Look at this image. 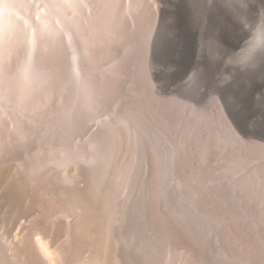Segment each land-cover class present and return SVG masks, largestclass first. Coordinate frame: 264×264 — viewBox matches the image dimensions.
Returning a JSON list of instances; mask_svg holds the SVG:
<instances>
[{
  "label": "rangeland",
  "instance_id": "1",
  "mask_svg": "<svg viewBox=\"0 0 264 264\" xmlns=\"http://www.w3.org/2000/svg\"><path fill=\"white\" fill-rule=\"evenodd\" d=\"M233 1L220 0L222 11L232 13L221 18L229 28L245 22L244 31L217 33L203 7L208 0H195L194 14H186L197 30L190 41L173 8L162 11L159 0H0V114L46 118L48 136L63 152L106 156L135 209L152 201L159 217L162 209L185 211L192 264H264V170L257 174L264 153L227 133L221 112H228L212 83L223 86L234 70L247 69L242 56L264 25V0ZM152 19L154 32L167 21L181 54L193 57L169 89L150 75L145 53H136L150 31L142 21L150 26ZM256 87L252 94L264 95V79ZM253 114V123L264 121ZM237 134L264 146V134Z\"/></svg>",
  "mask_w": 264,
  "mask_h": 264
},
{
  "label": "bare ground",
  "instance_id": "2",
  "mask_svg": "<svg viewBox=\"0 0 264 264\" xmlns=\"http://www.w3.org/2000/svg\"><path fill=\"white\" fill-rule=\"evenodd\" d=\"M159 1L163 2L162 11L166 5L173 8L174 16L185 28L182 34L187 40L196 41V26L186 16L194 14L198 6L195 0ZM132 6L133 1L126 7L128 12ZM222 6L220 0H208L203 7L207 9L206 15H211L210 22L217 33L221 29L225 34L229 27L221 17L228 12L222 11ZM158 14L159 10L156 17ZM155 21L154 27L153 19L150 26L146 20L142 21L150 31L147 44L136 53L137 57L141 51L145 53L150 75H154L160 87L169 89L184 78L193 57L190 59L187 49L181 54L180 38L169 30L167 21L161 22L154 32ZM240 22L229 29L244 31L245 22ZM257 35L242 56L247 69L234 70V78L223 86L216 79L212 83L219 87L228 112L229 117L221 112L227 133L253 153L262 154L263 145L246 142L237 134H264V121H252L253 113L264 115V99L260 100L264 95L252 94L257 89L256 81L264 79V59L258 60L264 56L263 24ZM231 36L224 41L232 39ZM208 64L212 66L211 62ZM199 89L203 90V86ZM249 109L253 113H248ZM5 116L0 114V264H192L186 255L189 223L185 211L167 207L159 217L152 201L135 209L134 198L126 197L128 193L123 190L120 176L110 171L106 156L84 149L63 152L54 137L48 136L50 126L44 121L46 118L44 123L33 122L34 117L25 120L19 116L14 120ZM258 168L260 174L264 166Z\"/></svg>",
  "mask_w": 264,
  "mask_h": 264
}]
</instances>
